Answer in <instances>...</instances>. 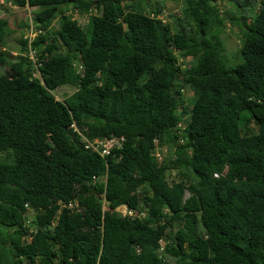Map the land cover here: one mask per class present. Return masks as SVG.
<instances>
[{
    "label": "trees",
    "instance_id": "16d2710c",
    "mask_svg": "<svg viewBox=\"0 0 264 264\" xmlns=\"http://www.w3.org/2000/svg\"><path fill=\"white\" fill-rule=\"evenodd\" d=\"M2 1L0 264H264V0Z\"/></svg>",
    "mask_w": 264,
    "mask_h": 264
},
{
    "label": "rangeland",
    "instance_id": "374dc122",
    "mask_svg": "<svg viewBox=\"0 0 264 264\" xmlns=\"http://www.w3.org/2000/svg\"><path fill=\"white\" fill-rule=\"evenodd\" d=\"M258 1L259 0H256V2ZM216 5L219 6L220 14L222 15V19H224V22L226 21V15L228 16L231 11L233 12V10L235 9L229 0H216ZM164 8L166 10V13L168 11L170 15L171 13L178 10L179 5L177 3H171L166 1V3H164ZM32 12L34 14V9L28 7H13L9 4L3 3V1L0 0V18L6 19L8 21V30L5 39V49L9 51V53L13 56H17L19 54V40L22 36L27 35V28L25 24L29 23L30 26V22L32 23ZM68 14L71 15L72 18L75 19L80 25H85L87 23V16H81L78 13L72 11L68 12ZM170 20L172 21L171 17L166 18V21ZM53 26L54 28H57V22H54ZM236 33V29L230 27L226 22L225 31L220 36L224 44L226 54L229 58L230 65L234 64L233 57L238 52L240 46V43L236 38ZM5 69L6 68H3V72ZM1 73L2 72L0 71V74ZM73 91V87L64 86L55 90L53 94L57 100H63L65 97L71 95ZM165 150L166 149L163 148V153L165 152ZM33 214V212H29L28 215L30 216V218H32Z\"/></svg>",
    "mask_w": 264,
    "mask_h": 264
},
{
    "label": "built area",
    "instance_id": "2783aa9c",
    "mask_svg": "<svg viewBox=\"0 0 264 264\" xmlns=\"http://www.w3.org/2000/svg\"><path fill=\"white\" fill-rule=\"evenodd\" d=\"M160 18L164 19L165 16H160ZM34 31H36V29H30V32L28 33V35L26 37H28L29 39L34 38L36 35ZM36 32L38 33V31H36ZM30 59H32V61L35 62L36 58H35L34 52L30 53ZM73 128H74V131H78L76 126H73ZM85 142H86L85 148H88V149H91L92 151L98 152L101 157L105 158L112 153V150L117 151V150L121 149L122 144L124 142V138L113 136L110 138H105L104 140L94 139L93 141L85 140ZM153 152H154V155L156 156V159L158 161H161L162 160L161 150H159V148L156 147ZM116 211L119 214H121L122 216H128L129 217V216H139L140 215L135 211L129 210L126 206L119 207L116 209ZM159 251H162V248Z\"/></svg>",
    "mask_w": 264,
    "mask_h": 264
},
{
    "label": "clouds",
    "instance_id": "9594fccd",
    "mask_svg": "<svg viewBox=\"0 0 264 264\" xmlns=\"http://www.w3.org/2000/svg\"><path fill=\"white\" fill-rule=\"evenodd\" d=\"M30 26H31L30 29H36V27H34L33 23H31V22H30ZM36 30H37V29H36ZM27 35H28V34H27ZM27 35H26V36H27ZM36 75H37V74H36ZM121 207H122V206H121ZM120 215H121V214H120ZM127 217H128V216H127Z\"/></svg>",
    "mask_w": 264,
    "mask_h": 264
}]
</instances>
